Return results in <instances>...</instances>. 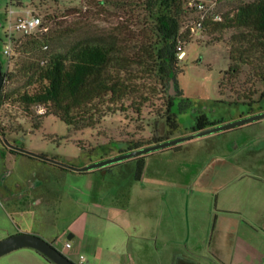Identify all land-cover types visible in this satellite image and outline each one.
Segmentation results:
<instances>
[{
    "label": "crops",
    "instance_id": "0c3cea01",
    "mask_svg": "<svg viewBox=\"0 0 264 264\" xmlns=\"http://www.w3.org/2000/svg\"><path fill=\"white\" fill-rule=\"evenodd\" d=\"M236 132L192 138L180 151H155L145 160L141 180L135 178L134 161L112 171L78 172L82 186L69 178L75 192L65 197L73 223L59 236L41 227L57 220L58 205L53 213L27 215L25 204L5 195L7 206L0 200V240L19 232L48 239L68 234L81 251L89 238L92 243L99 237L90 217L99 209L126 241L119 264H264V129L241 127ZM127 164L134 169L125 171ZM36 196L40 199L32 194L34 205L39 204ZM101 243H93L97 257ZM1 260L55 264L29 247Z\"/></svg>",
    "mask_w": 264,
    "mask_h": 264
},
{
    "label": "rangeland",
    "instance_id": "374dc122",
    "mask_svg": "<svg viewBox=\"0 0 264 264\" xmlns=\"http://www.w3.org/2000/svg\"><path fill=\"white\" fill-rule=\"evenodd\" d=\"M230 7L231 3L228 0H219V10L225 11ZM12 8L16 10L14 16L9 12ZM29 9L40 14L50 28L47 35L49 50L65 48L83 38L93 39V37L113 30L114 27L117 29L127 23L131 24L133 31H138V27L133 25L132 17H136L140 12L129 4L125 6L100 4L98 0H0V61L4 71L9 66V56L5 54V42L11 31V21L19 15H26ZM48 16L50 19L47 18ZM13 32L17 40L24 36L15 30ZM210 41L212 39L197 32L184 45L186 55L180 61L183 71L177 78L183 95L176 99L174 107L178 116L179 128L174 131L171 139L193 134L192 127L200 114H205L211 121L224 120L227 123L264 111V82L248 81L249 68L246 65L243 66L244 73L241 77L234 80L231 85L225 86L222 89L224 93L221 92L220 82L223 72L230 65L229 54L224 41L209 43ZM16 43L15 41L14 51L18 48ZM15 57L18 59L19 56ZM170 90L172 95L178 93L174 83L173 90L172 86ZM244 93L250 97L249 100L253 101L252 108L243 102ZM161 104L162 100L154 101L153 104L144 108L145 114L146 111H157ZM12 109L13 111H7V114L5 110H0V126L5 132L4 135L0 133V200L4 206H7L4 196L12 195V198L17 199V203L26 205L27 209L24 211L27 215L33 212L42 215L49 211L53 213L54 206L58 205L57 210L60 216L57 220L41 225L43 229L50 230L58 236L59 231L67 229L73 223V210L68 208L69 205L65 199L66 194L75 192L69 178H73L74 184L82 186L80 178L83 174L47 166L38 157L35 159L10 154L3 145L5 140L13 146H23L33 154L47 156L68 166L83 167L122 154L121 151L127 150L131 140L148 141L154 136L165 135L169 129L166 119L154 113L146 114L145 120L141 118L131 120L129 115L131 113L127 118L120 114L113 117L107 116L94 127L82 130H76L54 114H49L43 117L40 126L34 127L27 120H17L16 108ZM42 111L41 115H44L45 109ZM12 114L15 117H12ZM241 127H245L246 131L264 129V119L221 131L218 134L231 135V132H236ZM130 159L95 168L90 172H98L100 169L112 171L126 163H132L129 162ZM127 165V168H123L125 171L134 169L132 164ZM32 194L40 195V199L37 196L34 199L39 204L32 203ZM75 199H79V196ZM103 216L106 215L99 209L95 211V214H90L100 239L98 237L90 243L89 238V242L81 251L79 250L80 243L75 239H69L68 234L57 239L56 237L48 239L39 233H28L45 238L77 264L80 263L82 257L90 262L88 264H119L121 260L118 258V253H121L126 241L123 240V235L117 233L115 227ZM91 236H93L92 233ZM99 240L102 242L103 251L97 257L93 254L92 247L93 243ZM68 241L73 245L72 248L66 247ZM12 253L13 251L0 257V261ZM134 256L136 257V253Z\"/></svg>",
    "mask_w": 264,
    "mask_h": 264
},
{
    "label": "trees",
    "instance_id": "16d2710c",
    "mask_svg": "<svg viewBox=\"0 0 264 264\" xmlns=\"http://www.w3.org/2000/svg\"><path fill=\"white\" fill-rule=\"evenodd\" d=\"M228 1L231 7L221 10L222 20L209 19L200 31L212 39L209 43L224 41L227 46L230 65L220 82L222 93L225 86L241 77L245 65L249 68L248 81L264 82V0ZM98 3L132 5L140 12L132 17L138 31H133L131 24L127 23L93 39L83 38L70 46L53 50H49V31L16 39L18 48L9 56V66L4 71L0 110L7 114L16 108V119L27 120L34 127L41 125L44 116L54 114L76 130L94 127L107 116L120 114L127 118L131 113V120H145L146 114L154 113L166 119L168 132L148 141L131 140L127 150L121 153L171 139L179 128L174 111L176 99L183 95L177 79L183 71L179 55L181 48L185 50L184 45L194 36L187 25L196 18L195 10L188 7L186 0H98ZM47 18L50 19L49 16ZM16 55L18 59H15ZM173 83L178 91L176 95L171 94ZM243 97V102L252 108L250 97L246 93ZM156 100H162L160 108L145 114L144 108ZM43 109L45 113L41 115L39 111ZM13 114L11 116L15 117ZM225 122L211 121L205 114H200L192 133ZM0 133H5L1 126ZM3 145L12 154L37 159L34 155ZM182 147L180 143L162 150L180 151ZM151 154L130 159L136 162L137 180H141L145 160Z\"/></svg>",
    "mask_w": 264,
    "mask_h": 264
},
{
    "label": "water",
    "instance_id": "95a60500",
    "mask_svg": "<svg viewBox=\"0 0 264 264\" xmlns=\"http://www.w3.org/2000/svg\"><path fill=\"white\" fill-rule=\"evenodd\" d=\"M4 83H5L4 69H3V65L0 61V93H1V90L4 86ZM172 90H173V85H172ZM262 119H264V111L250 115V116H247V117H242V118L236 119V120L231 121V122L211 126V127L206 128V129L195 132L191 135L178 137V138H174V139H168L166 141L154 143L152 145L146 146V147L138 149V150L128 151V152L119 154L115 157L108 158V159H105V160H102V161H99L96 163H92V164H89V165H86L83 167L68 166V165H65L61 162H58L55 159H51L47 156L33 154V153L27 151L23 147L13 146L7 140H5V144L10 146V147H14L20 151L26 152L30 155H34V156H36L42 160H47V161H50L53 163H57V164L66 166V167H68L74 171H77V172H85V171H90V170L95 169V168H101V167L107 166V165L115 163V162L134 158L136 156L145 155V154H148V153L153 152V151L162 150V149L183 143V142L190 140L192 138L203 137L206 135L218 133L221 131H225V130H228L231 128L239 127V126H242V125H245V124H248L251 122H255L258 120H262ZM25 247L34 248V249L38 250L39 252L43 253L47 258H49L55 264H77L74 261H72L69 257H67L65 254H63L59 249H57L51 242L47 241L45 238H43L37 234L28 233V232H19V233H16L14 235H10V236L0 240V257H2V256L6 255V254H8L14 250H17L20 248H25Z\"/></svg>",
    "mask_w": 264,
    "mask_h": 264
},
{
    "label": "built area",
    "instance_id": "2783aa9c",
    "mask_svg": "<svg viewBox=\"0 0 264 264\" xmlns=\"http://www.w3.org/2000/svg\"><path fill=\"white\" fill-rule=\"evenodd\" d=\"M188 7L195 10L196 18H193L187 28H189L192 33H197L201 31L202 25L209 19L214 21H221L223 18V13L218 8L219 0H186ZM12 16L15 15L16 10L12 8L10 11ZM19 32L23 35H38L42 33H47L50 28L46 25L43 17L34 10H28L26 15H19L13 21H11V31L7 35V42H5V54L11 56L14 53V43L16 40V35L13 31ZM186 55L185 50L181 48V53L179 57L184 59ZM39 112H43L40 110ZM71 243H67V247H70ZM79 264H86L84 257L81 258Z\"/></svg>",
    "mask_w": 264,
    "mask_h": 264
},
{
    "label": "flooded vegetation",
    "instance_id": "af4514ba",
    "mask_svg": "<svg viewBox=\"0 0 264 264\" xmlns=\"http://www.w3.org/2000/svg\"><path fill=\"white\" fill-rule=\"evenodd\" d=\"M17 146H20V145H17ZM20 147H23V146H20Z\"/></svg>",
    "mask_w": 264,
    "mask_h": 264
}]
</instances>
